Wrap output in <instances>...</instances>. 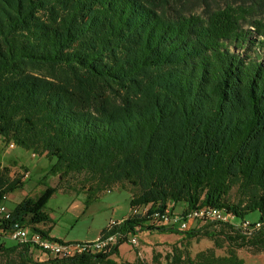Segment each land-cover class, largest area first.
<instances>
[{
	"label": "trees",
	"instance_id": "obj_1",
	"mask_svg": "<svg viewBox=\"0 0 264 264\" xmlns=\"http://www.w3.org/2000/svg\"><path fill=\"white\" fill-rule=\"evenodd\" d=\"M0 138L55 159L56 183L11 207L12 223L63 242L38 227L56 193L124 189L130 207L234 215L187 230L125 217V232L180 235L168 264H245L239 250L264 253V0H0ZM10 173L0 202L24 185ZM203 237L213 247L193 256ZM125 241L38 262L0 238V264H160L117 261Z\"/></svg>",
	"mask_w": 264,
	"mask_h": 264
},
{
	"label": "rangeland",
	"instance_id": "obj_2",
	"mask_svg": "<svg viewBox=\"0 0 264 264\" xmlns=\"http://www.w3.org/2000/svg\"><path fill=\"white\" fill-rule=\"evenodd\" d=\"M54 162L55 159L35 158L32 152L20 146L11 148L0 138V168L8 167L11 172L14 171V178H20L24 184L17 199L13 200L14 196L12 195L13 199L8 202L9 206L14 207L25 196L36 195L43 188L41 186L43 180L51 185L55 184V177L48 174L50 164ZM25 172H28L29 175L23 178L22 173ZM130 199V193L124 189H113L110 193L102 192L88 201H86L87 196L84 193L75 196L70 193L58 192L47 204V210L54 219L52 220L55 225L53 234H56L62 241H64L63 239L72 240L65 242H93L100 236L101 231L111 219L122 220L129 215ZM237 199L238 189L236 187L232 192V200L237 201ZM258 217L259 212H254L249 216L250 219ZM234 221L238 222L236 219ZM136 235L139 237V247L137 248L128 241L123 242L120 245L121 255H114L117 261L143 259L151 262L153 255L160 254V264H168L166 257L172 252L175 245H179L181 238L178 234H165L152 230H139ZM6 244L12 245L15 242L6 239ZM213 245V241L206 237L193 239L190 251L194 256L197 252L213 247ZM34 250L35 253L32 255L34 260L44 262L50 259L38 249ZM216 253L224 254V250L217 249ZM238 253L245 259V264H264V253L252 254L245 249L239 250ZM0 261H4L1 256Z\"/></svg>",
	"mask_w": 264,
	"mask_h": 264
},
{
	"label": "built area",
	"instance_id": "obj_3",
	"mask_svg": "<svg viewBox=\"0 0 264 264\" xmlns=\"http://www.w3.org/2000/svg\"><path fill=\"white\" fill-rule=\"evenodd\" d=\"M9 147L15 148L13 143ZM29 175L24 173V177ZM8 194L3 195L0 202V238L11 239L20 245H29L32 249H38L42 253L52 255L54 257L70 258L88 249L95 253H107L112 251L121 240H126L134 246H139V237L136 233L125 232L120 229L124 222L122 220L111 219L105 227V233L90 245H82L75 242H58L47 238L39 231H32L28 226L12 221V208L7 204ZM139 218L149 220L155 225H171L176 226L180 230H187L192 227L196 221L201 220H219L232 221L234 215L224 208L214 206H204L191 210L190 212H178L172 210L170 206L164 209H153L151 204L135 205L130 208V213L126 218ZM241 226L244 229H251L254 226L259 227L260 223L252 225L250 221H244Z\"/></svg>",
	"mask_w": 264,
	"mask_h": 264
},
{
	"label": "crops",
	"instance_id": "obj_4",
	"mask_svg": "<svg viewBox=\"0 0 264 264\" xmlns=\"http://www.w3.org/2000/svg\"><path fill=\"white\" fill-rule=\"evenodd\" d=\"M35 158H37V157H35ZM16 160V159H15ZM39 162V161H38ZM37 162V163H38ZM20 165V164H19ZM20 166H22V165H20ZM13 174H14V171L13 172H11L10 173V175L11 176H13ZM56 180V179H55ZM21 189V188H20ZM20 189H17V190H15L14 192H12V193H9L8 194V200H7V204H8V202L9 201H11L13 198H12V195L14 196V199L13 200H15V199H17L18 198V196H19V194H20ZM42 189V188H41ZM19 192V193H18ZM108 193H110L111 192V190H108L107 191ZM75 196H79V195H75ZM9 205V204H8ZM184 205L183 204H178L177 206H176V209L177 210H179V208L180 209H182V207H183ZM11 207V206H10ZM48 211V210H47ZM48 213H49V215H50V217H51V219L52 220H54L53 219V217H52V215H51V213L48 211ZM38 227L40 228V229H42V230H45V231H47V233H48V235L50 236V237H52V238H58V236L56 235V234H53L54 233V227H55V225L51 222L49 225H38ZM50 228V229H49ZM102 232V231H101ZM59 239V238H58ZM64 241H72V240H66V239H63ZM38 251H40V250H38ZM119 251H120V255H121V249H120V247H119ZM41 252V251H40ZM42 253V252H41ZM43 255L45 256V254L43 253Z\"/></svg>",
	"mask_w": 264,
	"mask_h": 264
}]
</instances>
